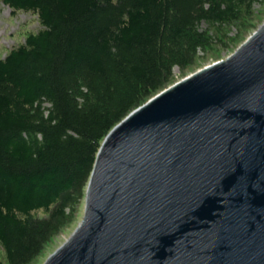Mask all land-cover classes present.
I'll list each match as a JSON object with an SVG mask.
<instances>
[{"label": "trees", "instance_id": "obj_1", "mask_svg": "<svg viewBox=\"0 0 264 264\" xmlns=\"http://www.w3.org/2000/svg\"><path fill=\"white\" fill-rule=\"evenodd\" d=\"M39 28L0 58V264H34L84 215L132 112L264 23V0H0ZM83 218V216H82Z\"/></svg>", "mask_w": 264, "mask_h": 264}, {"label": "water", "instance_id": "obj_2", "mask_svg": "<svg viewBox=\"0 0 264 264\" xmlns=\"http://www.w3.org/2000/svg\"><path fill=\"white\" fill-rule=\"evenodd\" d=\"M45 264H264V24L109 133Z\"/></svg>", "mask_w": 264, "mask_h": 264}, {"label": "rangeland", "instance_id": "obj_3", "mask_svg": "<svg viewBox=\"0 0 264 264\" xmlns=\"http://www.w3.org/2000/svg\"><path fill=\"white\" fill-rule=\"evenodd\" d=\"M38 28V23L34 17L23 13L19 14L16 17H13L9 8L5 6H0V58H4L12 48L24 42L28 33L34 32ZM236 50L232 51L231 53L224 52L220 59L204 62L201 66H196L195 68L188 70L186 75H183L182 77L178 72H176V83L195 74L196 72L202 70L207 66L215 64L222 60H226L233 53H235ZM82 216L83 215L80 216L76 223L72 224L70 227L64 230L60 236L54 239V241L47 247L44 254L34 264H45L47 259L57 249H59L75 232L78 225L82 221ZM0 258H3L1 250Z\"/></svg>", "mask_w": 264, "mask_h": 264}]
</instances>
